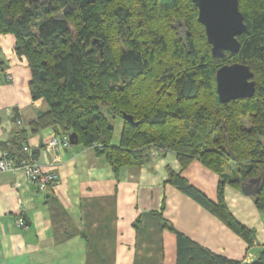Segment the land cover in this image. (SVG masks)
Masks as SVG:
<instances>
[{
  "label": "trees",
  "instance_id": "obj_1",
  "mask_svg": "<svg viewBox=\"0 0 264 264\" xmlns=\"http://www.w3.org/2000/svg\"><path fill=\"white\" fill-rule=\"evenodd\" d=\"M239 8L247 26L240 51L217 59L192 0H0V34L16 37L32 99L46 104L14 151L4 145L3 152L21 160L23 143L52 128L62 138L77 134L85 147L99 144L95 151L116 175L148 164L154 150L173 152L181 169L199 161L219 176L217 202L171 169L168 182L255 246L256 232L235 218L225 196L227 185L241 189L260 178L254 201L264 212V0H239ZM236 63L254 73L255 94L222 103L217 71ZM162 226L177 235V264H239ZM251 264H264V246Z\"/></svg>",
  "mask_w": 264,
  "mask_h": 264
},
{
  "label": "crops",
  "instance_id": "obj_2",
  "mask_svg": "<svg viewBox=\"0 0 264 264\" xmlns=\"http://www.w3.org/2000/svg\"><path fill=\"white\" fill-rule=\"evenodd\" d=\"M16 46L13 34H0V157L4 145L14 151L21 130H28L38 111L46 109L42 100L32 99L29 63ZM14 108L20 112L18 121L13 120ZM55 136L49 128L22 146L23 159L57 174L54 185L42 190L21 169L0 172V264H177V235L163 228L162 220L239 264H251L264 246V215L253 196L230 185L225 188L231 213L256 232V245L250 248L168 182L171 169L217 202L219 176L199 161L181 169L173 152L154 150L148 164L124 166L116 175L92 147L50 150ZM40 143L39 160L34 161L31 152ZM20 218L24 228L17 225Z\"/></svg>",
  "mask_w": 264,
  "mask_h": 264
},
{
  "label": "water",
  "instance_id": "obj_3",
  "mask_svg": "<svg viewBox=\"0 0 264 264\" xmlns=\"http://www.w3.org/2000/svg\"><path fill=\"white\" fill-rule=\"evenodd\" d=\"M198 8V20L204 26L208 43L211 46L213 57L223 59L226 53L237 55L241 48L239 37L247 30L245 18L239 8V0H192ZM45 79V72L41 73ZM217 93L222 103L236 99L252 98L255 94L254 73L243 63L224 65L216 74ZM13 120L20 119L18 108H14ZM127 120L135 125L132 116ZM70 145L78 144L75 133L69 135ZM43 143L39 148L32 150V159L39 160ZM261 179H254L244 183L242 192L247 196H256L259 192Z\"/></svg>",
  "mask_w": 264,
  "mask_h": 264
},
{
  "label": "built area",
  "instance_id": "obj_4",
  "mask_svg": "<svg viewBox=\"0 0 264 264\" xmlns=\"http://www.w3.org/2000/svg\"><path fill=\"white\" fill-rule=\"evenodd\" d=\"M8 80H11V76H7ZM70 147L69 138H62L56 135L52 141L49 143V149H65ZM100 147L99 144H95L94 148ZM21 169L27 175L28 180L31 183L36 184L42 190H46L48 187L54 185L58 178L57 174L54 172H45L40 165L37 163H29L25 159L16 160L7 152H3L0 157V172H9ZM19 227H25V221L20 218L17 221Z\"/></svg>",
  "mask_w": 264,
  "mask_h": 264
},
{
  "label": "rangeland",
  "instance_id": "obj_5",
  "mask_svg": "<svg viewBox=\"0 0 264 264\" xmlns=\"http://www.w3.org/2000/svg\"><path fill=\"white\" fill-rule=\"evenodd\" d=\"M59 17H62V15H60ZM44 104H45V102H44ZM113 122H114L113 124L115 127V134H114V138L112 140V143L116 145L120 141L121 129H122V120L118 117ZM263 215H264V212H263Z\"/></svg>",
  "mask_w": 264,
  "mask_h": 264
},
{
  "label": "clouds",
  "instance_id": "obj_6",
  "mask_svg": "<svg viewBox=\"0 0 264 264\" xmlns=\"http://www.w3.org/2000/svg\"><path fill=\"white\" fill-rule=\"evenodd\" d=\"M71 146V145H70Z\"/></svg>",
  "mask_w": 264,
  "mask_h": 264
}]
</instances>
